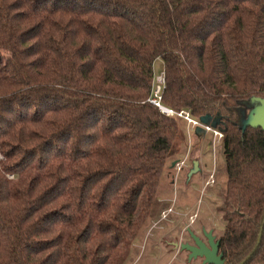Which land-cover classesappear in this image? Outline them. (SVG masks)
Listing matches in <instances>:
<instances>
[{
    "label": "trees",
    "instance_id": "trees-1",
    "mask_svg": "<svg viewBox=\"0 0 264 264\" xmlns=\"http://www.w3.org/2000/svg\"><path fill=\"white\" fill-rule=\"evenodd\" d=\"M156 60L161 107L218 120L223 263L262 228L264 264V0H0V264L126 263L186 145Z\"/></svg>",
    "mask_w": 264,
    "mask_h": 264
},
{
    "label": "rangeland",
    "instance_id": "rangeland-1",
    "mask_svg": "<svg viewBox=\"0 0 264 264\" xmlns=\"http://www.w3.org/2000/svg\"><path fill=\"white\" fill-rule=\"evenodd\" d=\"M153 73L155 95L164 84L160 60L154 62ZM195 130L190 140L186 137V145L178 158L181 161L186 157L181 173L176 176L171 161L166 163L150 215L135 237L125 264H202L198 259L188 262L185 253L173 251L174 244L188 241L189 233L201 237L204 232L213 231L216 239L222 235L224 223L220 208L226 189V171L221 141L211 131L203 130L197 136ZM194 162L198 163L199 171L189 178ZM168 210L167 218L158 223L162 213Z\"/></svg>",
    "mask_w": 264,
    "mask_h": 264
},
{
    "label": "water",
    "instance_id": "water-1",
    "mask_svg": "<svg viewBox=\"0 0 264 264\" xmlns=\"http://www.w3.org/2000/svg\"><path fill=\"white\" fill-rule=\"evenodd\" d=\"M249 112L247 114L242 113V118L240 121V128L244 132L246 128H260L262 131H264V99L259 98H252L249 101L248 104ZM165 110V108H162ZM200 124L206 127H209L211 129H215L218 120H213L211 117L206 116L199 120ZM200 132H203L201 128H197L195 130L196 135ZM199 135V134H198ZM174 166V163L171 165V167ZM199 171L198 169V163L194 162L192 170L188 173V177L190 178L192 175L196 174ZM262 231L263 229H260L257 243L255 245V248L251 255L246 258L245 261H243L240 264H245L252 255L256 252L260 245L261 237H262ZM191 239L193 240V244H183L180 245L181 251H186L189 253L188 256V262L196 259H202V264H224L222 260V255L219 254L218 251V245L219 242L215 241V237L212 235V232L210 231L208 234L205 235V238L207 240V243L204 244L199 240L198 237L193 235V233H189ZM179 245L175 244L174 247L177 249Z\"/></svg>",
    "mask_w": 264,
    "mask_h": 264
},
{
    "label": "built area",
    "instance_id": "built-area-1",
    "mask_svg": "<svg viewBox=\"0 0 264 264\" xmlns=\"http://www.w3.org/2000/svg\"><path fill=\"white\" fill-rule=\"evenodd\" d=\"M164 85V84H163ZM163 85H162V89L160 90V92L158 91L155 95L153 94V98L149 101L151 104L155 105L156 107H158L161 112L167 116H176L180 119H182L185 122V131L187 133L188 139L190 140V136L191 134L194 132V130L196 128H201L204 131H211L213 133V135L215 136V138H217L218 142L221 140L222 138V134L219 131H216L215 129H211L209 127L203 126L200 124L199 121L194 120L193 118H191V116L189 115L188 112H180V113H174L173 111H170L168 109H162L163 107L160 106V99H161V93L163 90ZM155 87V85H154ZM190 149V143H189V148ZM185 161H186V157L183 160H178V162L176 161L175 165H174V170L176 173V176H178L183 167L185 166ZM170 213V210H168L167 212L162 213V216L160 218V220H165L167 218V215Z\"/></svg>",
    "mask_w": 264,
    "mask_h": 264
},
{
    "label": "flooded vegetation",
    "instance_id": "flooded-vegetation-1",
    "mask_svg": "<svg viewBox=\"0 0 264 264\" xmlns=\"http://www.w3.org/2000/svg\"><path fill=\"white\" fill-rule=\"evenodd\" d=\"M192 167H193V164H192ZM189 171H191V170H189ZM210 231H208V232H204L203 234H202V236L200 237H198L199 238V240L201 241V242H203L204 244H206L207 243V240H206V238H205V235L206 234H208ZM212 232V235L214 236V234H213V231H211ZM215 237V236H214ZM215 241H218V239H216V237H215ZM177 244V243H176ZM183 244H189V245H192L193 244V240L190 238L188 241H186V242H182L181 244H179V246L177 247V250H179V252L180 253H185V256H186V258L188 259V256H189V253L188 252H186V251H181L180 250V245H183ZM175 245V244H174ZM176 249V248H175ZM186 259V260H187ZM197 260V259H196ZM198 260H200V262H202L203 260L202 259H198ZM188 261V260H187ZM193 261V260H192ZM191 262V261H190Z\"/></svg>",
    "mask_w": 264,
    "mask_h": 264
},
{
    "label": "crops",
    "instance_id": "crops-1",
    "mask_svg": "<svg viewBox=\"0 0 264 264\" xmlns=\"http://www.w3.org/2000/svg\"><path fill=\"white\" fill-rule=\"evenodd\" d=\"M198 136V135H197ZM163 221V220H162ZM161 222V220L159 219V221H158V223H160ZM173 251H175V252H178V250L177 249H175V250H173ZM180 253V252H179ZM181 254V253H180ZM186 257V256H185ZM187 262V261H186Z\"/></svg>",
    "mask_w": 264,
    "mask_h": 264
}]
</instances>
